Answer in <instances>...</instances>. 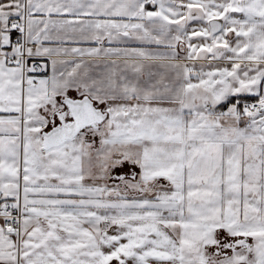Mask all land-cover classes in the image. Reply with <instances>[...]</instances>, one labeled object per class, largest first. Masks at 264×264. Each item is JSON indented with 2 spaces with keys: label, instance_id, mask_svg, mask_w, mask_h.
<instances>
[{
  "label": "snow or ice",
  "instance_id": "6c2138e0",
  "mask_svg": "<svg viewBox=\"0 0 264 264\" xmlns=\"http://www.w3.org/2000/svg\"><path fill=\"white\" fill-rule=\"evenodd\" d=\"M0 264H264V0H0Z\"/></svg>",
  "mask_w": 264,
  "mask_h": 264
}]
</instances>
